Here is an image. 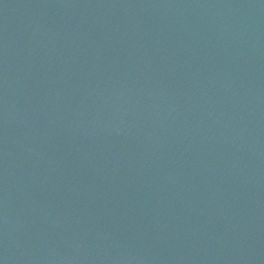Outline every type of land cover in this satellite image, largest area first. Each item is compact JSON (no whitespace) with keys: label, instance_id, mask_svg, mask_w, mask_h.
Listing matches in <instances>:
<instances>
[{"label":"water","instance_id":"water-1","mask_svg":"<svg viewBox=\"0 0 264 264\" xmlns=\"http://www.w3.org/2000/svg\"><path fill=\"white\" fill-rule=\"evenodd\" d=\"M0 264H264V0H0Z\"/></svg>","mask_w":264,"mask_h":264}]
</instances>
